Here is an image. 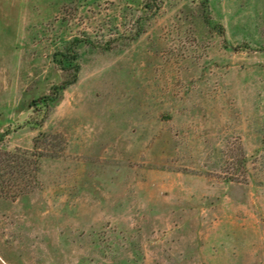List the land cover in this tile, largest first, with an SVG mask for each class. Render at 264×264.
I'll return each instance as SVG.
<instances>
[{"label":"rangeland","instance_id":"obj_1","mask_svg":"<svg viewBox=\"0 0 264 264\" xmlns=\"http://www.w3.org/2000/svg\"><path fill=\"white\" fill-rule=\"evenodd\" d=\"M0 133V264H264V0H0Z\"/></svg>","mask_w":264,"mask_h":264},{"label":"trees","instance_id":"obj_2","mask_svg":"<svg viewBox=\"0 0 264 264\" xmlns=\"http://www.w3.org/2000/svg\"><path fill=\"white\" fill-rule=\"evenodd\" d=\"M158 8L151 6L154 11ZM5 135L6 133H0V198L10 197L14 200L38 186L37 173L41 155L34 150L5 149L3 147ZM241 160L246 163L244 151Z\"/></svg>","mask_w":264,"mask_h":264}]
</instances>
